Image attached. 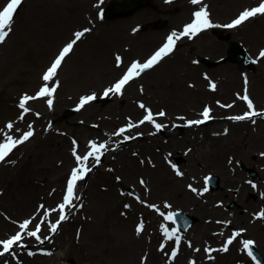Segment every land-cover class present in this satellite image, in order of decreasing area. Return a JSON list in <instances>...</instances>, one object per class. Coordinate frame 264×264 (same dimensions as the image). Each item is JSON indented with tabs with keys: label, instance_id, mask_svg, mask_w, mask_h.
I'll return each instance as SVG.
<instances>
[{
	"label": "rangeland",
	"instance_id": "374dc122",
	"mask_svg": "<svg viewBox=\"0 0 264 264\" xmlns=\"http://www.w3.org/2000/svg\"><path fill=\"white\" fill-rule=\"evenodd\" d=\"M111 1L23 0L22 5L18 7L14 14L13 24L8 37L5 42L0 43V67L8 65V58H12L14 61L17 60L16 64L18 65H13L11 67L12 69H9L3 74L0 73V143L5 142L4 138L6 135H12L14 139H18L25 132L17 124L21 122L20 117L23 115L22 109L19 108V101L25 94L34 96L39 88L44 85L45 82L42 80L43 74L50 67L60 50L74 39L75 32L83 31L85 28L90 29L74 45L73 55L62 62L53 82H50L49 87H52L59 81L60 95L67 96V94H72L74 91V97H78V100H80L81 97L91 95L92 93L96 95L93 83L97 79V76L95 74H89L85 82L86 85L84 86L79 85L75 81L68 82V72L70 69L75 68L76 64L74 61L80 58L82 54L88 53V49L92 50L94 44L97 46L95 55L99 59L97 61V67H100L101 72L105 73L108 71L106 69L107 65H105L107 61L110 62V64L108 63L109 66L113 65L118 70L116 74H113L108 81L102 84L104 85L106 83L104 88L110 87L124 74V69H127L132 62H145L149 54L171 32L182 31L183 27L192 21L193 12L197 11H190L189 16L187 14L186 16L180 17L175 13L177 7L182 4H189L190 0H171L168 3L165 0H149V4L146 7L137 10L129 16L107 20L103 18L102 13L103 9ZM5 2L6 0H0V6ZM260 2L262 0H202V5L207 6L210 21L214 25L220 26L201 31L199 33L201 36L197 34L192 38L182 37L174 50L155 65L154 72L161 70L164 66L172 62L173 64L176 63L174 66L178 67L180 69L179 71H183V68L189 66H198V78L200 79L201 75L206 77V85L211 90H214L211 87L212 84H215L217 87V80L220 77L232 76L235 73L236 77L241 80L240 84L236 87L235 94L241 100V92L245 82L247 83L250 79L257 78L255 72L258 69L264 68V58H258L259 52L262 50L261 47H264V14L259 15L256 20L249 21L248 24L243 25L237 31L233 29V32L231 31L225 36L221 34L222 30L219 29L229 19L231 20L234 16L246 9L257 7ZM227 5H231V12L227 11ZM155 7L159 9L156 10ZM227 12L229 16L226 18L225 15ZM165 14H167L166 16L174 14L178 17L174 19H169L168 17L166 21L161 18ZM259 30L260 33H257ZM116 31L117 33H115ZM156 32H158L157 37L152 38V34L155 33L156 35ZM45 33L47 34V39H45ZM113 34H116L114 39L112 38ZM231 42H240L244 46L250 56L256 61L253 68L248 69L242 64L232 62L212 66L208 65V62L213 63L223 58ZM17 53H19L18 57L14 56ZM117 56L121 58L123 67L117 66ZM93 63L89 65L90 68H93ZM145 73L144 71L138 77H135L133 81L123 88L121 94H117L120 99H110L103 95L105 90H101L100 92L97 90L99 92L97 95L100 97V100L96 101L97 99L95 98L94 101H96V104L92 106L98 109L96 112L83 110L82 107H78L79 104L76 102L73 104L67 102L62 105L56 111V114L51 116L52 121H54L55 125L57 124V130L61 134L66 135L64 137L66 143L64 142V145L60 149L57 147L54 148V145L47 147L48 137H44L43 135L31 137L32 139H29V143L25 148L17 145L9 156L0 162V213H5L6 215L7 213L11 214L9 209H7L8 202L9 200H17L20 203L22 202L23 205L26 204L27 208L21 211L22 214L14 216V220H12L13 222H23L27 215L31 214L34 209L41 205L46 210L50 209L54 203V206L60 204V201L47 204L45 199L48 198L51 186L58 183L59 180L61 181V190H63L65 178L68 174H71L70 169L75 167L73 166L68 169L67 166L60 173L57 170H53L62 168L61 157L64 153L70 155L75 161V157L72 154L74 145H70L68 137L77 139V154L84 155L85 149L78 148L79 140L87 142V146L89 142H94V140H96L95 143L97 145L105 143L101 137L94 136L100 130H102V133L114 132L116 135L120 128H127L129 123H138L146 114L145 109L139 106L140 104H144L147 109H150L153 115H156L161 110L167 115V107L162 105L160 101L164 97H169L167 96L169 91L168 85L164 82L153 85L154 81L150 79L153 72ZM178 76L181 77V75ZM176 82L179 85L178 81ZM194 82V77L189 78L188 76L181 78L180 81L182 87L189 91H193L190 89L191 85L192 88L196 87ZM57 89L58 86L56 87ZM213 92L207 95L201 94L197 96V101L194 104L196 106L195 109L198 111L208 107L213 113V110L219 107L223 112L219 116L216 114L215 118L231 120L229 117H233L232 111L229 107H225L229 105L231 96L220 97V95L215 93V90ZM126 99L128 102L125 101ZM252 99L257 109L264 107V102L257 103L253 97ZM129 105L134 109L136 108L137 111L130 112L128 109ZM26 107L30 109L28 112L30 114L27 118L29 119L33 114L43 112L46 109V102L45 100L35 99L29 101ZM66 110H73L74 113L71 116L65 117L64 112ZM182 110L183 107H176L173 110L168 109V113L176 115ZM117 112H121L119 117L116 116ZM155 115L154 121L158 123L157 117L160 116ZM8 123H12L13 125L11 130L6 127ZM148 124L151 128L154 127L153 123L149 122ZM204 126L206 125L203 123L199 125L200 128ZM86 127L93 129L91 130L92 132H86L82 129ZM207 127L210 126L208 125ZM248 127L256 130L257 124L253 127ZM244 129L242 130L246 131ZM154 131L158 137L147 140L146 143L157 139V144H154L155 148H153V153L160 151L164 152V156L170 154V151L166 149L167 147H163V140L166 138L163 129L157 130L154 127ZM176 133L179 134V132ZM130 134L131 137H134L133 139H123L125 135L129 136ZM117 136L119 139L114 144L115 146L124 147V145H127L133 140L144 142L143 139L137 138L140 136V133L133 130V128ZM258 148L264 150V140L259 143ZM32 150H37L39 156L30 155V151ZM125 152L127 158L131 157L135 159L136 157H132L133 153L138 154V156L141 155L136 148L128 147ZM181 155H178L177 158L174 157L175 160L173 162L179 170L181 167L185 170L186 166L183 163V157ZM252 158L255 160L257 157L254 155ZM103 161L102 158L99 163L101 164ZM135 162L137 167L144 170L145 167L142 168L137 161ZM95 164V161L93 164L87 163L91 168V174L86 179H83L79 185L78 200L76 203L78 207L83 205V208L81 210H79L80 208H75L78 210L77 214L72 216L56 238L59 249L55 253L59 252L64 256L57 264H66L67 262L73 264H119L116 258L109 257L119 247L118 236H121L123 238L122 242L126 244L127 239H135L138 236L140 239L142 238V246L140 249H137L138 251H135L134 255L136 257L139 253L144 254L147 264H168L170 260L174 264L176 259H182V264H187L186 261H195L194 264H244V262L247 264H258L252 256L248 255V250L240 243L235 244L236 249L233 248L220 255H212L211 252H205V248L209 247L211 249V246H213V236L216 237L217 233L222 230V227L216 226L215 223H227V221L236 219L237 216L243 214L245 217L244 224L236 222L234 224L243 226L244 230L249 231L248 227H251L250 225L255 221H258L254 223L258 226L264 224V220L256 218V214L264 210V204H261V202L255 203L256 199L259 200L262 198L261 193H256L248 184L252 182L253 184L258 183L261 185V178L256 169L247 167L243 163L231 167V173L228 175L230 177L233 176L232 179L236 186L231 183L232 185H230L229 189L233 195V200L226 202L215 194V192L220 190V176L215 174L211 169L205 170L201 166H197L196 181L202 187V191L206 188V178L209 175L218 178L217 189L213 191L207 189L205 193L208 195V198H199L198 201L207 204L209 209L212 205L220 202L223 203V206L219 209V213L213 214L211 212L202 217V228H195L198 223L196 218L193 226L186 233H181L177 230L176 235H179L181 238L179 245H177L175 243V237L172 240L166 239L161 229V225H164L169 231L172 228L176 229L171 221L163 219L161 213L167 215L179 209L177 208L178 204L174 195L175 192L170 185V182H172V172L168 168L169 171H165L166 175H164L166 180L155 174L156 172H153L157 169L152 170L149 167L146 169L152 173L148 174L140 171L131 173L130 177L124 176L114 170L111 175L113 185H109L105 181V176H103L109 168H100L99 174H97L94 173L97 168ZM117 165V169H119L121 165L119 163ZM237 171L241 173V178L237 177ZM251 173H255V177H252ZM262 185H264V179ZM129 189H133L135 195L131 194L128 191ZM149 193L153 195L152 197L150 196V202L163 203L170 207H166L165 210L155 211L146 210L143 207H139L137 210L132 209L133 205L136 208L141 205L142 196L146 194L148 196ZM239 199H248L255 203V205L249 209L247 214H244L243 207L237 203ZM125 205H128V207H125ZM72 212L73 208L70 210V213ZM254 215L255 217H253ZM0 220L3 221L1 215ZM141 222L144 225V230L137 235L136 227ZM205 225L208 227L207 230H205ZM110 227L113 229L112 232L105 229H110ZM236 229L238 231L234 232H239L240 229ZM30 230H34L33 224L30 225ZM120 231H122L121 234ZM16 232L13 229L5 235L0 234V240L10 238ZM234 232L227 234L232 237ZM248 237H250V234ZM109 239H111V242H109ZM161 245H163V248H161ZM44 246V242L38 243V250L33 252L31 256L26 255L28 258L26 261L28 263L25 261L24 264H38V262H42L43 259L39 258L37 254ZM90 247L104 249L101 251V262H96L93 258L88 261L82 260L81 256L88 254ZM29 248V246H25L17 250L27 253L30 252ZM174 249L176 252L180 253L182 251L184 254L178 255L176 253L175 257H173L171 254ZM260 253L259 255L263 260L261 264H264V255ZM135 262L137 263L136 258ZM4 264H11V262L6 261Z\"/></svg>",
	"mask_w": 264,
	"mask_h": 264
},
{
	"label": "bare ground",
	"instance_id": "6f19581e",
	"mask_svg": "<svg viewBox=\"0 0 264 264\" xmlns=\"http://www.w3.org/2000/svg\"><path fill=\"white\" fill-rule=\"evenodd\" d=\"M231 3V2H230ZM228 6V5H227ZM226 6V9L228 12L232 11L231 5L228 7ZM199 7L198 5L193 4H182L177 7V11L175 13L178 14V16H186L189 12L197 9ZM156 10H158V7H155ZM174 11V10H173ZM225 15L227 18L229 14ZM174 13V12H173ZM167 14L161 16L163 20L174 19L178 16L169 15ZM224 17V18H225ZM262 17V16H260ZM255 18V17H254ZM256 20V18H255ZM249 19L245 22L244 25L249 23ZM244 23V22H243ZM240 29V28H239ZM117 33V31L115 32ZM257 33H260V30L257 31ZM158 32L152 34L153 37H157ZM201 36V34H199ZM116 37V34H113V39ZM43 39V38H42ZM45 39H47V34L45 33ZM44 40V39H43ZM47 43V42H46ZM97 46L94 44L92 47V50L88 49L89 52L86 54H82L80 58H77L75 62V68H72L68 72V82L75 81L79 85H86V81L89 77V74H95L97 76V79L94 81V91L96 95L101 91L105 90L109 87H105L106 83L104 85L103 82L108 81L113 74H116L118 70L112 66H109L110 62L107 61L105 65H107L105 73L101 72L100 67H97V61H99L98 57L95 55ZM264 48V47H262ZM74 53V49L65 57L64 61L67 60L69 57H71ZM212 53V52H211ZM19 53L15 54L14 56L18 57ZM8 65L4 67H0V73H5L9 69H12L11 67L13 65H16L17 60H13L12 58H8ZM95 62V63H93ZM114 62V60H113ZM93 63V68H90L89 65ZM109 63V64H108ZM176 64V63H174ZM173 62L171 64H167L164 66L161 70H157V72H154L156 66L154 68H151L150 70L146 71L145 74L152 73L153 75L150 76V79L154 81L155 83L164 82L168 85V94L169 97H164L160 103L162 105H165L167 107V115H164L162 117H157V122L161 124L164 130V134L166 138L163 140V147H167V151H170V154L168 156L169 159L172 161L177 158L178 155H181L183 157V163L186 166V169L184 170L181 167V176H175L172 175V179L170 182V185L172 186L173 191L175 192V197L177 199V208H179L181 211L186 213L189 216L197 217L198 223L195 226V228L203 227V223L201 222L202 217L205 214H209L211 212L219 213L220 208L223 206V203H217L216 205H212L211 208H208V205L205 203H200L198 201L199 198L206 199L208 198V195L206 193L200 192L201 186L196 181V173H197V166H201L203 169H211L215 172V174L219 175L221 178V186L220 190L215 192V194L219 197H221L224 201H231L233 200V195L230 191V185L231 183L236 186V184L233 182L232 179L233 176L230 177L231 173V167H235L234 165L243 163L245 166L256 169L261 181L259 185L258 183L253 184L252 182H249V186L252 187V189L256 193H261V199L255 201V203L264 204V185H262V181L264 179V151L260 150L258 148L259 143L264 140V115H257L254 119L253 117L246 120H241L239 123H234V121H228L224 119H216V114L219 116L223 110H221L219 107L215 108L213 110L214 117L212 111L210 112V116H212L211 119L207 120V126L204 128H198V125H189L187 122L190 120H197L202 119V116L200 115L201 110H196L194 106L195 102L197 101L196 97L213 91H210V89L206 85V77H203L201 75L200 79L198 78V66H189L187 68H183V71H179L178 67H175ZM111 67H113L111 69ZM95 72V73H91ZM178 75H181L179 77ZM189 77L193 78L195 80L196 87L192 88L189 91L187 89H184L180 83L181 78L183 77ZM255 76L257 78H253L252 80L247 83V89L250 91L251 96L257 101V103L264 102V68L258 69L255 72ZM148 77V76H147ZM54 79V78H53ZM58 81V80H57ZM179 85L177 84V82ZM50 82H53L50 81ZM50 82H48V86L50 85ZM241 80L238 79L235 75V73L232 76H223L220 77L219 80H217V87L215 88V93L220 95V97H226L228 95L231 96V101H229V104L231 107L232 113L235 115H240L245 111V106L241 102V100L238 98V96L235 94L236 87L240 84ZM161 85V84H160ZM59 87L60 83L58 81V89L54 92L51 99L53 100V104L51 108L47 104L48 97L39 98L40 100H45L46 102V109L43 110V112L33 114L29 119L28 116L30 113H23L24 118L21 119V122H18L21 126V128L24 131L29 130V125L32 126L31 130L33 131L35 137L37 135H43L47 138V147L54 145V148L60 149L62 145H64L65 142V136L60 133L58 128L56 127L54 121H52L51 116H54L56 114V111H58L62 105L66 104L67 102L78 103L80 100H78V97H74V91L72 94H67V96L60 95L59 93ZM100 87V89H99ZM64 88V87H63ZM69 89V87H67ZM99 90V92L97 91ZM109 95H112V98L110 99H120V97L117 94L110 93ZM96 101L100 100V97L97 95ZM95 100V99H94ZM92 100L90 103L85 104L82 109L90 112H96L98 111L97 108L92 107L95 105L96 101ZM94 101V102H93ZM128 102V100H125ZM114 102V101H113ZM119 105V103H118ZM121 106V105H119ZM183 107V110L179 114H170L168 113L169 110H173L175 108ZM9 108V107H8ZM81 108V107H80ZM129 111L136 112L137 109L133 108L131 105L128 106ZM82 110V111H83ZM121 112H117L116 116L119 117ZM169 115V116H168ZM174 115V116H173ZM101 120V119H100ZM220 120V121H219ZM104 122V121H102ZM178 124H182L183 127L181 130L178 131L177 126ZM257 124V129H250L248 126H255ZM175 126V127H174ZM245 128L243 131L242 129ZM86 132H92L88 127L82 128ZM133 130L138 131L140 133L141 139L144 140V142H137L136 140H130L132 142H129L127 145H124V147L121 146H115L114 144L118 141L119 137L115 135V133H102V130L99 131V133L94 137H101L102 140L105 141V144L107 145V150L103 151V154L101 155L104 159L103 165H101V168L107 167V173L103 174L105 176V181L109 183V185H113L111 182V175L113 174L112 171L116 170V172H119L120 174H123L124 176L130 177L131 173L144 171L146 173H152L148 171L146 168L149 167V169H157L155 174H157L160 177H163L165 179L164 175H166L165 171L168 169L171 171L170 165L164 158V152L156 151L157 153H153L154 144H157L156 140H151L150 143H146L147 140L154 139L155 135L152 132V128L148 123L145 124H138L137 127H134ZM227 130V131H226ZM176 132H179L176 133ZM181 132V133H180ZM23 134V133H22ZM21 134V135H22ZM132 134V132H131ZM131 134L129 136H131ZM181 134V135H180ZM61 136V137H60ZM17 138V137H16ZM31 138V139H32ZM70 145L73 144V141H77L76 138L68 137ZM96 142V140H94ZM29 143V140L24 142L23 144H20L21 147H27ZM66 143V142H65ZM132 143V144H131ZM130 148H136L141 155L138 156V154L133 153L132 157H136L135 159L129 157L127 158V154L125 150ZM78 148L85 149V152L90 150L87 146V142L80 141L79 140V146ZM49 150V148H47ZM26 153V152H24ZM23 153V154H24ZM32 153V154H31ZM30 155L32 156H39V153L37 150L30 151ZM29 155V156H30ZM61 157V169H53L57 170L59 173L62 172L67 166L68 169L70 167H73L74 160L70 155L67 153L62 154ZM256 156L257 158L253 160L252 156ZM138 156V157H137ZM175 157V158H174ZM94 158H90L87 163L91 164L93 163ZM143 168L144 170H141L139 167H137L136 162ZM117 163L121 165L119 169ZM168 168V169H167ZM67 169V170H68ZM168 170V171H169ZM167 171V172H168ZM94 173L99 174V169L97 168ZM91 174V173H90ZM237 177L241 178V173L237 171L236 173ZM87 177V175H86ZM85 177V178H86ZM166 180V179H165ZM50 182V181H48ZM181 182V184H180ZM242 183V180H241ZM61 181L59 180L58 183L51 186L49 190L48 198L45 199L47 204H52L54 201H57L61 197ZM181 185L183 186L181 188ZM255 185V187H253ZM195 189V191H193ZM144 194V193H143ZM153 196L149 193V195H143L141 198V205H139L137 208L136 206H132V209L137 210L139 207H143L146 210H164L166 209L165 204L163 203H152L150 202V198ZM202 202V201H201ZM243 207V213L247 214L249 212V209L255 205L252 201L248 199H239L237 201ZM9 205H7V209L11 212V214L7 215L5 213H0V215L3 218V221L0 220V234L5 235L10 230H15L16 227L13 224L12 219L14 220V216L22 214L21 211H24L27 207L26 204L23 205V203L17 201V200H9ZM150 205L155 206L150 207ZM43 208L37 207L33 210V212L26 216L25 219H32L33 221L40 223L41 218L43 217ZM209 209V210H208ZM44 210V209H43ZM222 211V210H221ZM73 214H77V212H73L70 216H68V219L63 221L59 227L58 230L55 232V235H52L50 237L51 243L48 248L49 252H42L39 255V258L43 259L42 262H38V264H57L59 261L63 259L64 256H62V253H56L53 254L55 250L59 249L57 246V243H55L56 237L58 235V232L62 230V228L67 224V222L72 218ZM71 217V218H70ZM255 217V215L253 216ZM55 218H57L56 212H52L45 220V222L41 225V232L40 237L41 239H45V237H48L50 235L49 230L47 229L49 222L53 221ZM244 215L237 216L236 219H231L230 221L222 223H215L216 226H221L222 230L217 233L216 237L214 238L213 246L215 247L214 251H212V255H220L223 253L228 252L229 250L235 248V244H243L242 242L244 240H251L254 242L253 245H255V249L258 250V252L264 255V224L263 225H256L253 222L248 227V230H244L243 226H239L236 223L244 224ZM264 220V219H261ZM254 224V225H253ZM253 225V226H252ZM206 226V225H205ZM240 235L237 236L233 243L228 245V251H222L224 245H225V238L229 236L227 233H231L234 231H238ZM107 231L112 232V227L110 229L105 228ZM200 229V228H199ZM208 227L206 226L207 230ZM250 234V237L249 234ZM122 231H120V234ZM118 249L110 254L109 257L116 258L118 260L119 264H147L146 258L144 257V254L139 253L135 257L134 253L137 249H140L142 246V238L140 239L139 236L135 239H127V244L123 241V238L121 236H118ZM126 240V239H125ZM124 240V241H125ZM23 241L33 243L30 238L27 236H24ZM109 242H111V239H109ZM135 246V247H134ZM16 248V246H15ZM104 248V247H103ZM14 250V248H13ZM104 249L100 248H93L90 247V252L86 255H82L81 258L83 261H88L91 258L95 259L96 262H101V251ZM138 251V250H137ZM183 254L184 252H180ZM65 255H67L65 253ZM205 255V254H204ZM135 258L137 260V263L135 262ZM7 257L2 256L0 257V264H4L6 262ZM27 260V258L24 256L22 252H18L16 257H9L8 262H11V264H18V263H24ZM113 260V259H112ZM182 259H176L174 264H182ZM182 262V263H181ZM26 263H28L26 261ZM168 264H172V261L170 260ZM244 264H247L244 262Z\"/></svg>",
	"mask_w": 264,
	"mask_h": 264
},
{
	"label": "snow or ice",
	"instance_id": "6c2138e0",
	"mask_svg": "<svg viewBox=\"0 0 264 264\" xmlns=\"http://www.w3.org/2000/svg\"><path fill=\"white\" fill-rule=\"evenodd\" d=\"M23 0H6V2L0 6V43L5 42L6 38L8 37L11 26L13 24L14 14L16 13L19 6L22 5ZM166 3L171 2V0H165ZM190 2L193 5H202V0H190ZM258 14H264V0L259 3L257 7H252L251 9H246L242 11L237 18L232 20L231 23L223 25V27L226 28H235L239 25H241L243 22L247 21L249 18L255 17ZM220 25H214L209 18V13L207 11V6L202 5L199 10L193 12V19L190 23L186 24L183 27V30L180 32L173 31L170 35L167 36L166 42L157 50L154 52V54L151 55L150 58H148L145 62H132L131 65L127 68L126 72L121 76V78L116 81L113 85H111L109 88L105 89L103 95L107 97L110 93L114 94H121L123 88L125 85H127L132 79L135 77H138L141 73H143L146 69H151L154 65L159 63L164 57L168 56L175 48L177 41H179L182 37H188L192 38L199 34L201 31L213 28V27H219ZM90 29L85 28L83 31H78L74 33V39H72L69 43H67L59 52V54L56 56L54 61L51 63L50 67L47 68L45 73L42 76V80L45 82L43 86L39 88V90L35 93L34 96H29L27 94L23 95L19 101V108L22 109L23 113H28L30 109L26 107V104L35 99L48 97L47 104L51 108L53 104V100L51 97L53 96L56 87L58 86V82L54 84L52 87L48 86V82L52 81L53 78L56 76L58 69L60 68L62 62L64 61L65 57L72 51L74 45L81 39V37L84 36L85 33L89 32ZM258 58H264V49H262L259 52ZM117 60V66H120L121 58L119 56L116 57ZM256 61H253L255 63ZM211 87L215 89V84H212ZM95 94L88 95L81 97L78 107H83L88 102L94 100ZM246 103L247 107L250 111L244 113L240 116L232 117L233 120H246L251 119L253 116L257 115H264V113H257L253 111L254 104L252 100L247 95V89H245V94L241 97ZM141 108L145 109L146 114L144 117L139 121V124H143L145 122H151L154 124V127L157 130H160L163 126L159 123H155L153 113L150 109H147L144 104L139 105ZM225 107H231V105H226ZM156 115L158 116H164L166 113L161 110ZM203 119H197V120H190L187 123L189 125H199L207 120H209L210 117V109L208 107H205L203 112L200 113ZM24 116L21 115L20 119H23ZM138 124L129 123L127 128H120L119 131L116 133V135H122L123 133L129 131L131 128L137 127ZM7 129L11 130L13 128L12 123H8L6 125ZM29 130L23 132L22 136L18 139H14L12 135H6L4 138L5 142L0 143V162L4 161L6 157L9 156V154L12 152L14 148H16L17 145L23 144L24 142L28 141L33 135V131L31 130L32 126L29 125ZM227 131V130H226ZM134 137L125 135L123 137L124 140L133 139ZM73 156L75 157V160L77 162V167H74L71 171V174L67 180L66 184V191L63 195V202L60 203L56 208L52 209H46L43 212V217L41 218L40 223H35L34 230H30V225L33 224L32 219H25L22 223L19 224L20 231H17L14 235H12L10 238L0 240V256H3L4 254L12 253L14 246L24 247L25 245L21 244L20 242L23 240L24 235L28 237H33L37 241H41V237L39 233L41 232V225L45 222L46 218L52 213L59 211V217L58 219L50 224V231L52 233H55L58 230L59 225L61 222L68 219V213L66 212V209H71L74 207L73 200H74V189L76 188L77 182L81 181L85 178L86 174L91 171V168L87 165V162L90 158H94L95 162L98 164L101 160V155L103 154V151L107 150V145L105 143H100L97 145L95 142H89V149L86 154L79 155L76 151V142L73 141ZM264 155V154H262ZM176 174L182 175L179 171L176 172ZM143 183V181H141ZM255 187V185H253ZM207 191V188L204 189ZM195 191V189H193ZM78 198V197H77ZM44 206L41 205L40 208H43ZM125 207H128V205H125ZM150 207H155L153 205H150ZM165 207H170L169 205L165 204ZM163 219L166 221H173L174 216L172 213H169L167 215H164ZM256 218L264 219V210H261L259 213L256 214ZM161 229L163 232V235L166 239L172 240L173 237H175V243L179 245L180 243V236L176 235L177 229L172 228L171 231H169L164 225H161ZM144 230L143 223H139L136 227L137 235H139ZM240 235V232H234L232 237H230L221 249L222 251H228V245L233 243V240ZM47 239V237H45ZM243 247L248 250V255L252 256L253 253L251 251V247L254 244L251 240H244ZM161 248H163V245H161ZM214 251L212 249L205 248V252H211ZM29 255H32L31 252H29ZM173 257L176 255V250L174 249L172 254ZM194 264V262H192Z\"/></svg>",
	"mask_w": 264,
	"mask_h": 264
},
{
	"label": "water",
	"instance_id": "95a60500",
	"mask_svg": "<svg viewBox=\"0 0 264 264\" xmlns=\"http://www.w3.org/2000/svg\"><path fill=\"white\" fill-rule=\"evenodd\" d=\"M147 0H123L121 3H115L113 6L108 10V16H124L132 13L138 7L144 5ZM233 58L235 57L236 53L233 51L232 54Z\"/></svg>",
	"mask_w": 264,
	"mask_h": 264
}]
</instances>
